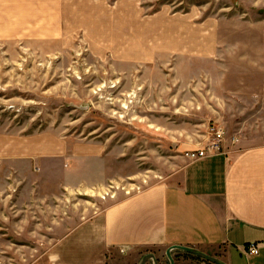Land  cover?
I'll use <instances>...</instances> for the list:
<instances>
[{"label":"rangeland","instance_id":"obj_1","mask_svg":"<svg viewBox=\"0 0 264 264\" xmlns=\"http://www.w3.org/2000/svg\"><path fill=\"white\" fill-rule=\"evenodd\" d=\"M41 3H50L49 24L39 21L42 12L25 25L0 17V138L101 152L93 185L52 198L55 217L65 205L86 220L107 201L161 182L177 157L190 160L186 155L209 145L212 127L225 132L214 117L226 106L231 114L221 119L232 143L242 135L264 137V0H36L34 6ZM191 43L211 44V56L173 49ZM160 105L165 110L157 112ZM205 133L207 143L189 146ZM81 160L88 168L90 160ZM1 229L10 248L36 246ZM7 252L2 264L26 261ZM128 252L120 249L115 264H139L144 256ZM253 261L242 257L240 264Z\"/></svg>","mask_w":264,"mask_h":264},{"label":"crops","instance_id":"obj_2","mask_svg":"<svg viewBox=\"0 0 264 264\" xmlns=\"http://www.w3.org/2000/svg\"><path fill=\"white\" fill-rule=\"evenodd\" d=\"M35 3L0 0V17H19L25 25L42 12L47 18L39 21L49 24L50 3L39 8ZM209 47L191 43L173 49L207 58ZM224 109L214 117L226 133L221 153L196 160L177 157L161 182L130 198L107 201L101 212L86 220L65 205L55 217L57 208L51 202L64 191L93 185L100 173L94 168L99 150L73 145L68 151L63 141L0 138V227L10 228L13 241L36 243L25 252L8 247L1 235L0 264L8 249L17 259H26L16 264H115L120 249L132 258L154 254L159 264H168L165 251L172 246L195 249L224 264H240L242 248L250 243L261 244L253 264H264V137L242 135L232 143L229 126L221 119L223 113L231 114V107ZM159 110L165 108L157 106ZM245 125L255 131L254 125ZM241 128L245 130L244 123ZM199 139L190 140L189 146L204 145L209 137L205 133ZM83 158L91 162L86 169ZM33 165L38 170L32 171ZM7 177L15 182L8 183ZM172 257L175 264H210L178 251Z\"/></svg>","mask_w":264,"mask_h":264},{"label":"built area","instance_id":"obj_3","mask_svg":"<svg viewBox=\"0 0 264 264\" xmlns=\"http://www.w3.org/2000/svg\"><path fill=\"white\" fill-rule=\"evenodd\" d=\"M209 136L211 138V142L204 150H199L196 154L186 155V157L190 160H196V159L205 158L210 154L221 153L222 143L225 139L224 130L220 127H212L209 131ZM109 193L106 194L105 196L108 197ZM138 194H140V192H138L136 195ZM113 198L114 197H112V199ZM260 248H261V244L259 243L247 244L242 248V256H244L245 258L257 257L259 255Z\"/></svg>","mask_w":264,"mask_h":264},{"label":"water","instance_id":"obj_4","mask_svg":"<svg viewBox=\"0 0 264 264\" xmlns=\"http://www.w3.org/2000/svg\"><path fill=\"white\" fill-rule=\"evenodd\" d=\"M174 251H178V252H182V253L187 254V255H191L193 257L202 259V260H204L210 264H224L223 262H221L215 258L209 257V256H207V255H205V254H203V253H201L195 249L182 247V246H172V247H169L165 251V256L168 260V264H175V261L172 257V252H174ZM148 263L159 264L157 258L154 256V254H147V255L143 256V258L139 262V264H148Z\"/></svg>","mask_w":264,"mask_h":264}]
</instances>
